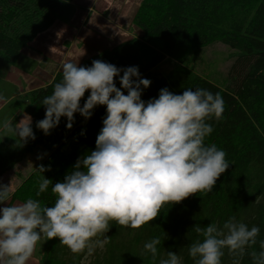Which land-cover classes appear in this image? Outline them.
Instances as JSON below:
<instances>
[{
  "label": "trees",
  "instance_id": "obj_1",
  "mask_svg": "<svg viewBox=\"0 0 264 264\" xmlns=\"http://www.w3.org/2000/svg\"><path fill=\"white\" fill-rule=\"evenodd\" d=\"M72 1L0 0V59L15 65L21 51L54 24L63 4ZM133 21L139 35L95 54L78 66L90 67L94 60L121 69L136 66L139 78L151 82L146 89L141 86V99L145 102L158 98L159 90L165 87L173 94L196 88L218 92L224 100L223 118L208 121L213 131L205 138V144H215L223 150L229 167L212 191L198 192L180 203L165 204L153 221L139 229L111 222L105 233L109 242L103 248L96 247L91 254L87 250L73 254L57 238L47 240L39 264H159L160 259L167 258V251L176 252L182 264H194L188 249L195 241L202 242L203 237L195 233L193 226L223 225L230 217L249 229L252 226L260 229L257 243L246 248L240 260V264H253L250 253L261 251L259 242L264 240V0H141ZM214 42L235 51L224 86L185 65L188 52ZM163 61L170 65L166 73L155 69ZM61 79L59 69L49 82L27 94L26 112L35 139L20 145L18 137L11 149L0 151L2 176L34 148L47 149L46 157L23 180L8 204L32 198L42 205L53 206L51 185L36 196L41 177L51 179L53 184L62 182L78 158L95 150L96 137L107 115L106 105H96L89 118L74 113L70 129L64 116L47 135L36 127L45 115L41 100L52 94L54 84ZM114 83L121 88L119 76L114 77ZM121 91L127 94V89ZM89 94L86 90L80 99L81 107ZM41 165L50 166V170L41 173L38 170ZM156 237L161 239V245H157V258L153 261L143 246ZM224 252L222 264H232L227 249Z\"/></svg>",
  "mask_w": 264,
  "mask_h": 264
},
{
  "label": "clouds",
  "instance_id": "obj_2",
  "mask_svg": "<svg viewBox=\"0 0 264 264\" xmlns=\"http://www.w3.org/2000/svg\"><path fill=\"white\" fill-rule=\"evenodd\" d=\"M117 76L121 88L127 89L126 95L115 86ZM150 83L139 78L136 66L121 69L100 60H94L90 67L62 64V79L54 84L52 94L41 100L45 115L36 127L47 135L64 116L70 129L74 113L89 118L96 105H106L107 115L95 150L78 158L62 182L53 184L41 177L36 196L51 185L53 206L32 198L9 205L15 189L0 185V264H26L41 239L57 238L73 254L85 250L91 254L109 242L105 233L111 222L139 229L153 221L165 204L212 191L229 167L223 150L205 144L213 131L208 121L223 118V98L207 89L173 94L165 87L159 90L158 98L145 102L141 86L146 89ZM86 90L90 94L81 107ZM3 127L18 135L20 145L35 139L30 117L20 120L15 128L10 122ZM38 170L44 173L50 166L41 165ZM193 230L203 237L188 249L194 264H222L225 249L233 258L232 264H240L246 248L255 245L260 234L258 226L249 229L235 217L223 225H194ZM259 243L261 251L250 253L253 264H264V240ZM157 245H161L159 237L143 246L153 261ZM159 264H182V258L167 251V258Z\"/></svg>",
  "mask_w": 264,
  "mask_h": 264
},
{
  "label": "rangeland",
  "instance_id": "obj_3",
  "mask_svg": "<svg viewBox=\"0 0 264 264\" xmlns=\"http://www.w3.org/2000/svg\"><path fill=\"white\" fill-rule=\"evenodd\" d=\"M141 0H73L62 5L58 18L47 30L38 34L25 47L15 65L0 59V151L13 147L18 139L14 131H6L5 122L15 128L29 115L28 92L48 82L62 69L64 62L80 65L105 49L139 35L134 16ZM234 50L221 42L190 51L185 65L193 71L224 86L227 67L233 60ZM156 70L166 73L167 62H160ZM47 149L36 147L13 168L0 176V185L18 190L25 178L43 161ZM38 157H40L38 159ZM14 191V192H15ZM14 201L9 205L19 204ZM2 206V205H0ZM47 244L41 239L26 264H39Z\"/></svg>",
  "mask_w": 264,
  "mask_h": 264
},
{
  "label": "crops",
  "instance_id": "obj_4",
  "mask_svg": "<svg viewBox=\"0 0 264 264\" xmlns=\"http://www.w3.org/2000/svg\"><path fill=\"white\" fill-rule=\"evenodd\" d=\"M70 3H71V2H70ZM30 45H32V44L30 43ZM30 47H31V46H30ZM54 75H55V74H54ZM54 75H53V76H54ZM52 78H53V77H52ZM52 78H51V79H52ZM51 79H50V80H51ZM50 80H49V81H50ZM49 81H48V82H49Z\"/></svg>",
  "mask_w": 264,
  "mask_h": 264
}]
</instances>
